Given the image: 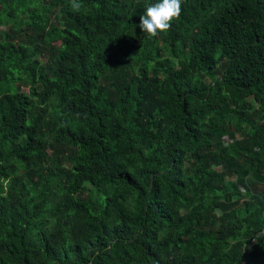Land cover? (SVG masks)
Listing matches in <instances>:
<instances>
[{"label": "trees", "instance_id": "trees-1", "mask_svg": "<svg viewBox=\"0 0 264 264\" xmlns=\"http://www.w3.org/2000/svg\"><path fill=\"white\" fill-rule=\"evenodd\" d=\"M77 2L0 0V264H264V0Z\"/></svg>", "mask_w": 264, "mask_h": 264}, {"label": "clouds", "instance_id": "clouds-1", "mask_svg": "<svg viewBox=\"0 0 264 264\" xmlns=\"http://www.w3.org/2000/svg\"><path fill=\"white\" fill-rule=\"evenodd\" d=\"M183 0H160L146 8V11L139 17V29L149 38L158 37L166 33L175 20L181 15ZM71 7L79 11L81 4L77 0H71Z\"/></svg>", "mask_w": 264, "mask_h": 264}, {"label": "rangeland", "instance_id": "rangeland-1", "mask_svg": "<svg viewBox=\"0 0 264 264\" xmlns=\"http://www.w3.org/2000/svg\"><path fill=\"white\" fill-rule=\"evenodd\" d=\"M28 17L29 16H27V15H25V14H23V15H19V16H17L15 19H14V23H16V22H18V21H24L25 23H27V22H29L30 20L28 19ZM9 28V27H8ZM0 31L1 32H6L7 31V28L6 27H4V26H1L0 27ZM41 45V44H40ZM44 46V45H43ZM44 57L43 56H41V55H37V59H43ZM223 137H224V139L225 140H227V138H225V135H223ZM220 170H222L221 168H220ZM260 192H264V186H260L259 187V189H258Z\"/></svg>", "mask_w": 264, "mask_h": 264}]
</instances>
